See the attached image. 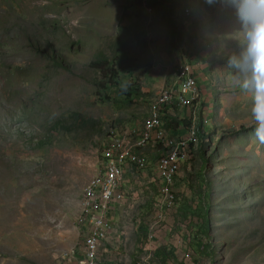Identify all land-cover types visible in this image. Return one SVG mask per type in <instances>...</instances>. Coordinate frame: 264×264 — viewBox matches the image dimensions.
<instances>
[{
	"label": "rangeland",
	"instance_id": "1",
	"mask_svg": "<svg viewBox=\"0 0 264 264\" xmlns=\"http://www.w3.org/2000/svg\"><path fill=\"white\" fill-rule=\"evenodd\" d=\"M173 12L190 37L183 52L171 43ZM240 28L234 9L204 0H0V264H83L70 259L90 232L80 202L105 149L143 130L161 90L179 93L192 62L201 98L169 122L178 129L187 109L206 137L176 176V208L151 159L163 148L138 150L148 167L127 170L98 264H162L160 246L166 264H264V144L251 96L226 67ZM206 209L211 246L200 255L192 235Z\"/></svg>",
	"mask_w": 264,
	"mask_h": 264
},
{
	"label": "bare ground",
	"instance_id": "2",
	"mask_svg": "<svg viewBox=\"0 0 264 264\" xmlns=\"http://www.w3.org/2000/svg\"><path fill=\"white\" fill-rule=\"evenodd\" d=\"M187 68H184L181 74L184 79L182 90H189L192 87V78H187L190 76V72ZM184 71H186V73L188 72L189 74H187L189 76L185 75ZM163 96H166L167 100H171V106L166 107ZM175 96L176 93L173 89L164 88L158 95L154 109L143 130L137 131V129H133L127 133L126 137H119L111 142V147L106 148L104 151L105 158L107 159L102 163L98 176L85 188L84 197L85 195L95 196V193H98L100 190H102V195H109V187H116L114 191V200H121L122 202L127 194V170L135 167L139 171H144L149 164L147 159L139 154L138 150L152 145H162L164 148L160 155L159 163H167L168 161V168L174 169L173 173H171V177H169L168 180H164L165 182L160 189V194L165 198V205L168 210L176 208L177 198H175V194L177 195V193L172 189V186L175 184L176 176L183 164L175 167V161L169 160H174L182 156V136L180 138L169 136L168 129L163 119L164 115H162L164 109H172L176 103ZM178 102L181 103L180 105L183 104V92H181V97H179ZM167 141L169 143H167ZM190 141V153H192L193 147L198 145L199 141L198 136L193 131L190 132ZM190 155H187L186 162L189 160ZM118 204L119 203H112L111 217L114 212V207ZM82 207L83 217H88L90 214V204L82 203ZM109 209L110 199H102L98 205V209L92 213V220H97V234H105L108 229L110 223ZM86 223H88L87 226L90 228L89 235H91L93 231V222ZM109 235L110 233L105 238H99L97 243L93 241V237L88 236L85 243V246H87L86 256H92V262L99 261L101 247L109 238Z\"/></svg>",
	"mask_w": 264,
	"mask_h": 264
},
{
	"label": "clouds",
	"instance_id": "3",
	"mask_svg": "<svg viewBox=\"0 0 264 264\" xmlns=\"http://www.w3.org/2000/svg\"><path fill=\"white\" fill-rule=\"evenodd\" d=\"M208 6L220 4L235 10L240 22L239 52L227 57L232 83L251 96L253 132L264 144V0H204ZM128 84L122 85L127 90Z\"/></svg>",
	"mask_w": 264,
	"mask_h": 264
},
{
	"label": "built area",
	"instance_id": "4",
	"mask_svg": "<svg viewBox=\"0 0 264 264\" xmlns=\"http://www.w3.org/2000/svg\"><path fill=\"white\" fill-rule=\"evenodd\" d=\"M187 78H192V87L189 90H182L181 85L178 92H183V106L181 107H190L191 102H198L201 98V87L198 80V76L195 73V67L193 65V71L191 75ZM163 101L166 102V107L171 106V100H167L166 96H163ZM182 136V145H183V154L180 158H176L174 160L169 161H175V167L181 164L186 163L187 155H190V127L186 130H184L181 134ZM167 143H169L167 141ZM112 151V150H111ZM153 162H156L157 169H158V179L160 180H168L169 177H171V173H173L174 168H168V161L167 163H157V160H153ZM110 177V176H106ZM116 190V187H109V195H102V190H100L98 193H95V196H86L81 198L80 207L82 203H89L90 204V214L88 217H81L79 214V226L80 229L86 222H93V231L91 232V235L89 237H93V241L98 242L99 238H105L112 229L113 225V219H111V212H112V203H121V200H114V191ZM175 198H177V195L175 194ZM102 199H110V209H109V216H110V223L108 226V229L105 234H97V220H92V213L98 209V205L100 204ZM79 247H82V254L76 257H70V259L73 260H83V264H98L99 262H92V256H86V247L83 246V241H81V244ZM106 253V252H104Z\"/></svg>",
	"mask_w": 264,
	"mask_h": 264
},
{
	"label": "trees",
	"instance_id": "5",
	"mask_svg": "<svg viewBox=\"0 0 264 264\" xmlns=\"http://www.w3.org/2000/svg\"><path fill=\"white\" fill-rule=\"evenodd\" d=\"M188 4L191 5L190 2ZM186 7L189 8V6H186ZM197 8H198L197 6H194L192 9L193 10H197ZM198 10H199V8H198ZM171 16H173V18L175 20H177L175 22L177 24V26L175 28H177V29H175V31H174L175 39L171 43L173 44L175 50H179V51L181 50V52H183L181 45H182V43L185 42L186 39H190V37L188 36V34L185 33V26H184V23L182 22L181 17L176 15L174 12L172 13ZM182 54H184V53H182ZM175 106L181 107V105H179L178 103H175L173 107H175ZM169 110H172V109H169ZM169 110L164 109L162 111V115H164L163 119L165 121L166 128L168 129L169 136L179 137L180 138L181 137L180 134L184 130H186V129H188L190 127V131L191 132L193 131L198 136V140H199V138H201L202 141L205 139V137H206L205 131H203V132L200 131L199 132V129H196V127L194 125H192L193 118L191 116H188V117L185 116V118L180 122L181 124L179 125L178 129L173 128L169 121H172V120H176L177 121V119L175 118L176 117L175 115H172L171 113H168ZM158 148H159L158 150H161L162 148H164V146H162V145L159 146L158 145ZM158 154L156 153L155 156L152 157L151 159H155V160L159 159L160 154H159V157H158ZM146 159H147V157H146ZM177 203H178V201H177ZM207 214H208V209H206L204 211L203 219H205L204 220L205 224H204V226H200V228L198 229L200 238L196 234L192 235L193 238L195 239L194 240V246H195L194 247L195 248L194 252L198 253L200 255L207 254L209 252L208 249L211 246V243L209 242L210 235H209V221H208ZM167 250H168L167 246H160L154 251L153 255L162 264H166V262H167ZM171 256H172L173 259H176V256L172 252H171ZM176 264H179V262L178 263L176 262Z\"/></svg>",
	"mask_w": 264,
	"mask_h": 264
},
{
	"label": "crops",
	"instance_id": "6",
	"mask_svg": "<svg viewBox=\"0 0 264 264\" xmlns=\"http://www.w3.org/2000/svg\"><path fill=\"white\" fill-rule=\"evenodd\" d=\"M192 63H193V65H194V62H192ZM194 67H195V70H196L197 67H196L195 65H194ZM205 70H206V68L203 67V68H202V71H205ZM195 72H196V71H195ZM203 73H204V72H203ZM190 74H191V73H190ZM196 75L198 76V80H199V83H200V79H199V78H200V74H196ZM203 79H205V78H203ZM182 87H183V85L181 86V89H182ZM200 87H201V85H200ZM161 89H162V88H161ZM163 89H164V88H163ZM163 89H162V90H163ZM162 90H161V91H162ZM159 91H160V90H159ZM205 92H206V91H204V89H203V94H205ZM157 93H158V92H157ZM180 96H181V92L177 93L176 96H175V101H176V103H178L179 105H180V103L178 102V99H179ZM175 107H179V106H175ZM175 107H173L172 110H169L168 113H171L172 115L177 116L178 113L176 114V111H177L178 108H175ZM174 108H175V109H174ZM148 112H149V110H148ZM147 114H148V113H147ZM184 116H191V117H192V115H190V112H188L187 109L185 110ZM205 116H207L208 119L211 120V118H210V114H209V113L206 114V115H204V113H202V119H203ZM144 119H145V118H144ZM143 121H144V120H143ZM202 122H203V121H201V123H202ZM142 123H143V122H141L140 125H142ZM133 129H136V128L126 129V130L131 131V130H133ZM190 132H191V131H190ZM163 183H164V180H163ZM115 211L117 212V208H116V206L114 207V212H115ZM114 212H113V214H114ZM113 214H112V215H113ZM115 232H116V231H115ZM115 232H114V234H113L112 236H114V237H115V240H116V235H115L116 233H115ZM109 243H110V242H109Z\"/></svg>",
	"mask_w": 264,
	"mask_h": 264
}]
</instances>
